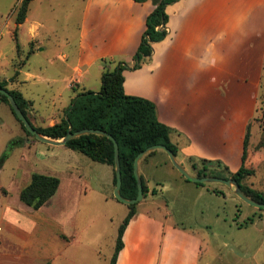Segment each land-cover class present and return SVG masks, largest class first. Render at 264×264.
<instances>
[{"label": "crops", "instance_id": "crops-1", "mask_svg": "<svg viewBox=\"0 0 264 264\" xmlns=\"http://www.w3.org/2000/svg\"><path fill=\"white\" fill-rule=\"evenodd\" d=\"M61 3L62 19H75L77 36L65 33L62 38L78 39L74 55L58 50L31 68L28 61L42 28L51 31V19L43 14L55 15V7ZM153 7L152 0H30L17 28L20 51L15 44V55L2 64L7 56L0 47V67L7 70L0 82L31 101L30 121L38 127L53 125L64 116L77 92L100 89L101 59L133 63L146 16ZM165 11L166 37L153 44L151 57L140 68L123 71L124 91L155 103L159 121L176 130L171 140L181 155L220 160L232 172L242 164L253 168L254 173L242 183L256 189L250 182L256 172L254 163L264 162V142L260 143L264 128L256 119L264 96V0H176ZM19 39H26V52ZM13 40L15 43L14 36ZM32 86L40 88L41 96L50 91L58 100L68 92L61 111L53 112L44 126L38 124ZM248 124L249 142L242 159ZM253 133L255 140L250 143ZM157 154L158 159H151L152 155L138 165L146 183L151 165L169 168ZM180 158L177 160L182 161ZM184 167L191 172L189 163L184 162ZM122 239L116 264H201V234L169 222L161 211L152 214L146 207L138 208Z\"/></svg>", "mask_w": 264, "mask_h": 264}, {"label": "rangeland", "instance_id": "rangeland-1", "mask_svg": "<svg viewBox=\"0 0 264 264\" xmlns=\"http://www.w3.org/2000/svg\"><path fill=\"white\" fill-rule=\"evenodd\" d=\"M16 3L17 0H0V47L7 56L2 64L15 55L12 29L19 4ZM62 8V3L55 7V15L51 17L43 14L51 19L48 23L51 31L42 28L36 50L28 61L31 68L38 67L44 56L58 50L69 57L74 55L78 39L62 38L65 33L71 38L77 36L75 19H70L71 22L62 19ZM19 42L26 52V39ZM118 62L106 59L104 64L101 60L99 63L112 71ZM140 63L142 66L145 61L141 58ZM127 69L132 68L123 71ZM6 71L0 67V75ZM32 89L38 124L44 126L53 112L61 111L68 92L64 91L63 98L58 100L50 91L41 96L40 88ZM258 107L256 119L264 128L261 101ZM254 140L253 133L250 143ZM156 151L151 159H158L156 153H159L169 168L151 165L147 184L155 193L148 191L136 203V211L142 207L152 214L161 211L169 222L199 232L203 238L201 264H264V209L243 201L223 183L199 185L185 180L165 152ZM254 167L256 172L250 182L257 190L264 191V162L258 160ZM141 169L144 170L143 164ZM32 173L59 179L56 193L35 210L18 196ZM111 177L108 164L93 161L66 145L49 144L27 134L10 108L0 103V264H49L47 258H51L52 264H108L118 226L128 212V206L113 195ZM255 212L261 216H254ZM248 217L253 219L251 223Z\"/></svg>", "mask_w": 264, "mask_h": 264}, {"label": "trees", "instance_id": "trees-1", "mask_svg": "<svg viewBox=\"0 0 264 264\" xmlns=\"http://www.w3.org/2000/svg\"><path fill=\"white\" fill-rule=\"evenodd\" d=\"M29 1L30 0H20L14 18L15 27L13 29V36L18 52L20 51V45L17 40V28L18 24L24 21ZM134 1L143 2L146 0ZM153 1L154 7L146 16L145 29L142 33L137 50L133 55V65L130 66L124 61H119L112 71L103 68L100 89L98 91L83 90L77 92L71 99L70 104L66 107L64 116L59 122L46 127L34 126L28 116V109L31 101L26 100L17 90H8V92L14 97L30 124L42 135L60 139L67 133L69 126L71 131L83 128H94L110 133L118 143L122 178L120 193L124 198H133L137 194V185L133 175V160L135 156L150 145L162 144L172 150L176 159L182 156L183 160L189 163V167L192 169L191 172L188 171L190 174L198 177L217 176L226 179H234L247 196L256 201L264 202V191L254 189L242 183L245 177L254 173L253 168L246 167L242 164L236 171L232 172L220 160L181 155L178 145L171 140V135L176 132V130L159 121L155 103L147 98L130 95L124 91L123 69L127 67L132 69L139 68L141 66V58L145 62L148 61L153 51V44L163 40L168 33L166 25L168 14L165 8L167 4L175 2L176 0ZM32 50L31 47L29 51L31 52ZM105 61L106 59H101L102 64H104ZM17 72L18 70L16 74ZM0 87L6 89L5 82H0ZM0 100L9 106L14 117L20 123L21 128L27 134H31L16 117L4 94L0 93ZM261 112L264 115V96L261 100ZM249 135L248 124L243 141L242 159L245 158ZM263 142L264 136L260 143ZM65 145L73 150L81 152L93 161L108 164L112 169V181L115 185L114 150L113 143L109 138L103 135L86 133L70 138ZM155 151L156 150H152L145 154L140 159L139 164L147 157L151 156ZM183 160L179 161V163L184 167ZM139 175L142 180L143 197H145L149 190L148 185L143 176L140 173ZM194 183L203 185V183L200 182ZM58 185L59 179L56 176L43 173H32L29 182L19 190L18 196L20 201L24 204L33 209H38L54 195ZM214 191L218 192L216 190ZM151 192L154 194L155 190L152 189ZM135 205L136 203L127 205L128 212L118 226L113 253L108 264H116L118 252L123 247V232L130 218L136 212ZM247 219L250 223L253 221L250 217Z\"/></svg>", "mask_w": 264, "mask_h": 264}, {"label": "water", "instance_id": "water-1", "mask_svg": "<svg viewBox=\"0 0 264 264\" xmlns=\"http://www.w3.org/2000/svg\"><path fill=\"white\" fill-rule=\"evenodd\" d=\"M0 93L4 94L7 97L8 102H9L13 112L15 113L16 117L22 122V124L25 127V129L28 130L32 135H34L40 141H43V142H46V143H49V144H53V145H65L67 140H69L70 138L79 136L81 134H86V133H93V134L103 135V136H106L107 138H109L112 141V143H113V150H114L113 162H114V173H115V185H114V188H113V195L118 201H120V202H122V203H124L126 205L137 203L143 198L142 180H141V177L139 175V169H138V165H139L140 159L145 154H147L148 152H150L152 150L162 149L167 154L168 159L171 162V164L173 165V167L185 179L191 180L193 182H200V183H205V182H220V183H223V184L227 185L228 187H230L232 189V191L235 193V195L238 196L243 201L247 202L250 205H253L256 208L264 209V202L256 201V200L250 198L249 196H247L241 190V188H240L239 184L237 183V181L234 180V179H230V178L226 179V178L217 177V176L198 177V176H194V175L190 174L179 163V161L176 159V157H175L174 153L172 152V150H170L169 148H167L165 145H162V144L150 145V146L146 147L145 149H143L142 151H140L135 156V158L133 160V175L135 177V181H136V185H137V194L133 198H129V199L128 198H124L121 195V193H120V188H121V184H122V178H121V170H120L118 143H117L115 138L110 133H108L106 131H103L101 129H94V128H83V129H80V130L71 131L70 130V126H69V130L67 131V133L60 139H54V138L42 135L30 124V122L28 121V119L26 118V116L24 115V113L19 108L18 104L16 103L14 97L8 92V90H6L3 87H0Z\"/></svg>", "mask_w": 264, "mask_h": 264}]
</instances>
